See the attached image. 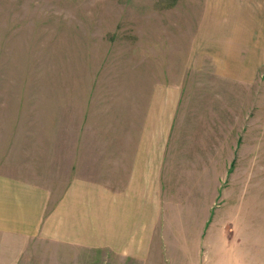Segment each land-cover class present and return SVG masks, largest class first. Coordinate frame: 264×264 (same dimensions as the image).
<instances>
[{"label": "rangeland", "instance_id": "rangeland-1", "mask_svg": "<svg viewBox=\"0 0 264 264\" xmlns=\"http://www.w3.org/2000/svg\"><path fill=\"white\" fill-rule=\"evenodd\" d=\"M200 1L0 0V171L55 197L76 176L118 183L155 88L180 84L162 170L169 264H264V76L192 66ZM99 2L131 17L99 19ZM28 242L39 258L55 247Z\"/></svg>", "mask_w": 264, "mask_h": 264}, {"label": "crops", "instance_id": "crops-1", "mask_svg": "<svg viewBox=\"0 0 264 264\" xmlns=\"http://www.w3.org/2000/svg\"><path fill=\"white\" fill-rule=\"evenodd\" d=\"M105 5L99 2V19L131 17ZM194 10L193 67L208 61L212 73L247 85L264 76V0H201ZM181 96L180 84L155 88L118 183L106 173L99 180L76 176L55 197L0 171V264H169L168 240L159 236L162 170ZM242 209L239 201L240 216ZM30 240L55 247L39 258ZM189 251L200 254V243Z\"/></svg>", "mask_w": 264, "mask_h": 264}]
</instances>
